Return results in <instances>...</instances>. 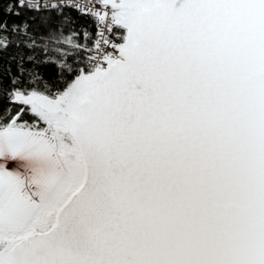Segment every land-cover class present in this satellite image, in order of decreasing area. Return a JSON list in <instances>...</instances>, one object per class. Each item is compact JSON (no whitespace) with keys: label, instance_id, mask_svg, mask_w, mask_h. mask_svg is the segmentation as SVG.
Listing matches in <instances>:
<instances>
[{"label":"snow or ice","instance_id":"snow-or-ice-1","mask_svg":"<svg viewBox=\"0 0 264 264\" xmlns=\"http://www.w3.org/2000/svg\"><path fill=\"white\" fill-rule=\"evenodd\" d=\"M0 264H264V0H0Z\"/></svg>","mask_w":264,"mask_h":264}]
</instances>
